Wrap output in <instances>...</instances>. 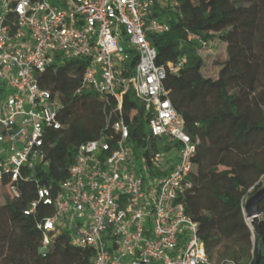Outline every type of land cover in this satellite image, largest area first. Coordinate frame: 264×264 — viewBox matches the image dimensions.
I'll return each instance as SVG.
<instances>
[{"label":"built area","instance_id":"built-area-1","mask_svg":"<svg viewBox=\"0 0 264 264\" xmlns=\"http://www.w3.org/2000/svg\"><path fill=\"white\" fill-rule=\"evenodd\" d=\"M156 3L178 4L0 0V181L29 179L44 160L50 129L62 126L56 93L38 81L58 60L84 58L88 86L113 95L119 110L132 87L151 113L142 147L148 155L136 159L129 124L119 118L113 123L117 138L79 145L59 190L39 188V200L54 207L41 223L43 254L50 233L67 230L76 245L92 248L90 264H237L210 258L199 223L180 200L194 188L200 137L188 132L165 84L186 57L157 64V49L148 38L171 28L165 18L152 15ZM130 50L139 60L128 76ZM159 140L163 149L151 150L152 141ZM37 205L34 201L32 210Z\"/></svg>","mask_w":264,"mask_h":264},{"label":"trees","instance_id":"trees-1","mask_svg":"<svg viewBox=\"0 0 264 264\" xmlns=\"http://www.w3.org/2000/svg\"><path fill=\"white\" fill-rule=\"evenodd\" d=\"M176 1L177 5L155 4L152 15L165 18L171 28L149 33L148 38L157 49V64L186 57L180 72L169 73L165 80L188 132L200 137L194 188L180 200L199 223L213 261L256 264L260 244L257 264H264V198L259 204V236L244 214L247 197L262 187L264 176V0ZM245 23L250 28L239 38V24ZM257 28L261 34H255ZM214 39L229 43L230 48L217 77L205 74L202 54ZM242 39L245 47L235 50ZM138 60V53L130 50L126 75L133 74ZM86 64L84 58L58 60L38 75L40 85L57 95L62 126L50 129L44 160L29 179L0 181L9 189L0 205V264H90L92 248L76 245L67 230L50 233L47 252L40 251L41 223L54 207L39 200V188L59 190L70 175L79 145L101 137L117 138L113 123L119 118L129 124L136 159L149 154L142 147L151 113L132 87L123 95L119 110L113 95L85 83ZM150 149L160 148L152 141ZM34 201L38 205L32 210Z\"/></svg>","mask_w":264,"mask_h":264},{"label":"rangeland","instance_id":"rangeland-1","mask_svg":"<svg viewBox=\"0 0 264 264\" xmlns=\"http://www.w3.org/2000/svg\"><path fill=\"white\" fill-rule=\"evenodd\" d=\"M248 24H239V38L243 37V33H248ZM256 35L261 34L259 28L253 30ZM245 47V41L242 39L240 45L235 46L236 48ZM202 54L206 61L205 74L212 77H217L221 72L224 62L230 57L229 43H225L219 39H214L211 44L202 50ZM158 146L163 149V143L161 140L158 141ZM262 186H264V176L261 177ZM9 193L8 187H5L0 182V205L5 203L6 194Z\"/></svg>","mask_w":264,"mask_h":264},{"label":"water","instance_id":"water-1","mask_svg":"<svg viewBox=\"0 0 264 264\" xmlns=\"http://www.w3.org/2000/svg\"><path fill=\"white\" fill-rule=\"evenodd\" d=\"M264 198V186L257 189L252 195L247 197L244 204V214L245 217L252 218V227L255 228L258 236L260 235V209L259 204ZM261 255L260 244L258 245L257 260L258 263Z\"/></svg>","mask_w":264,"mask_h":264},{"label":"bare ground","instance_id":"bare-ground-1","mask_svg":"<svg viewBox=\"0 0 264 264\" xmlns=\"http://www.w3.org/2000/svg\"><path fill=\"white\" fill-rule=\"evenodd\" d=\"M246 220L248 221V224L252 226V218L247 217Z\"/></svg>","mask_w":264,"mask_h":264}]
</instances>
